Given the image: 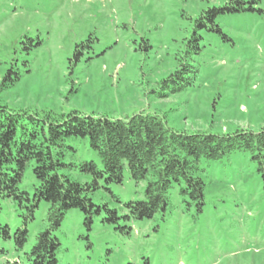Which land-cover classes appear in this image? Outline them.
<instances>
[{
    "label": "rangeland",
    "instance_id": "obj_1",
    "mask_svg": "<svg viewBox=\"0 0 264 264\" xmlns=\"http://www.w3.org/2000/svg\"><path fill=\"white\" fill-rule=\"evenodd\" d=\"M230 0H0V84L9 70L18 80L0 86V106L55 115L126 119L136 113L163 115L179 131L233 132L264 126V0L254 11L216 17L222 32L196 28L195 19ZM201 51L187 54L193 32ZM80 53L76 57L75 52ZM187 57L198 67L187 89L158 96V85ZM192 58V59H191ZM73 179L91 181L79 165L101 160L88 138L67 140ZM205 180L201 212L174 185L170 205L151 219L129 220L124 203L145 199L147 181L124 172L121 184L92 193L121 218L96 215L89 229L84 213L70 209L53 230L60 241L58 264H264V180L249 151L201 159ZM37 183L26 170L20 188ZM26 207L0 196V221L12 237L0 238V264H31L28 253L47 229L49 204L28 220V241L16 248ZM119 227H122L120 229Z\"/></svg>",
    "mask_w": 264,
    "mask_h": 264
},
{
    "label": "trees",
    "instance_id": "obj_2",
    "mask_svg": "<svg viewBox=\"0 0 264 264\" xmlns=\"http://www.w3.org/2000/svg\"><path fill=\"white\" fill-rule=\"evenodd\" d=\"M262 0H230L212 7L195 19L196 28L222 32L216 17L232 12L254 11ZM201 35L197 30L187 43V54L201 51ZM77 49L75 56L79 55ZM192 59V58H191ZM198 67L187 57L179 59L178 67L158 85V96L187 89L194 82ZM9 70L0 86L9 87L18 80ZM88 138L90 148L97 153L101 167L93 160L79 165L91 181L72 178L70 170L76 167L66 157L76 148L67 143L70 138ZM236 150L249 151L257 161L264 180V126L259 130L237 129L233 132L179 131L168 125L158 114L136 113L126 119H110L76 112L55 115L32 110H12L0 106V196L15 200L26 207L24 226L14 233L17 249L28 241L27 222L42 201L49 204L47 229L37 235V241L28 253L31 264H58L60 241L53 234L65 214L72 208L84 213L88 228L96 215L106 213L104 221L116 223L121 216L108 204H96L92 193L106 185L121 184L127 169L136 181H147L145 199L124 203L125 219H151L165 212L170 205L168 191L178 185L187 204H195L199 212L205 203V180L198 176L202 158L220 159ZM31 168L37 183L33 193L21 189L27 169ZM122 229V227H119ZM12 237L8 224L0 221V238ZM5 249L0 246V255Z\"/></svg>",
    "mask_w": 264,
    "mask_h": 264
}]
</instances>
